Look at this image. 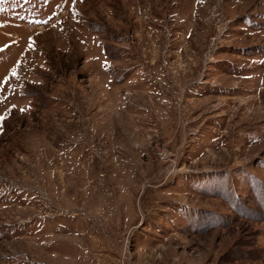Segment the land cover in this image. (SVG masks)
Masks as SVG:
<instances>
[{"label":"rangeland","instance_id":"rangeland-1","mask_svg":"<svg viewBox=\"0 0 264 264\" xmlns=\"http://www.w3.org/2000/svg\"><path fill=\"white\" fill-rule=\"evenodd\" d=\"M0 264H264V0H0Z\"/></svg>","mask_w":264,"mask_h":264},{"label":"trees","instance_id":"trees-1","mask_svg":"<svg viewBox=\"0 0 264 264\" xmlns=\"http://www.w3.org/2000/svg\"><path fill=\"white\" fill-rule=\"evenodd\" d=\"M216 188V190H217V192L216 193H218V194H221V189H220V186L219 187H215ZM215 192V191H214Z\"/></svg>","mask_w":264,"mask_h":264}]
</instances>
